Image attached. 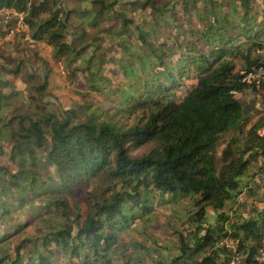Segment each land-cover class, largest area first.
Masks as SVG:
<instances>
[{
	"label": "trees",
	"instance_id": "trees-1",
	"mask_svg": "<svg viewBox=\"0 0 264 264\" xmlns=\"http://www.w3.org/2000/svg\"><path fill=\"white\" fill-rule=\"evenodd\" d=\"M3 9L22 13L31 42L84 88L60 105L43 99L46 73L39 83L26 73L27 107L13 105L23 59L2 57L0 264H264V109L246 128L236 96L264 101V83L236 79L264 64V0H0ZM158 208L176 215L175 254L142 241L123 250L122 234H145Z\"/></svg>",
	"mask_w": 264,
	"mask_h": 264
},
{
	"label": "rangeland",
	"instance_id": "rangeland-1",
	"mask_svg": "<svg viewBox=\"0 0 264 264\" xmlns=\"http://www.w3.org/2000/svg\"><path fill=\"white\" fill-rule=\"evenodd\" d=\"M180 12V10H179ZM3 10L0 11V63L4 61L2 57H21L23 59V66L21 68V77L22 81L17 78H13L17 87L24 89V96H20L13 99V105H20L21 107L26 108L27 103L25 102L28 87H26L25 76L26 73H36L35 82L39 83V76H43L45 73L48 77V93L44 96V100L55 102L60 105H69L79 99L77 94L78 90L84 88L81 84V78L77 75L75 80L71 79V67L65 68L63 64L59 61L55 62L51 58V48L45 43H35L31 42L30 38L26 37L24 32H15L13 34H3L2 32L6 30V26L3 25V19L6 16H9L6 19V22L13 19V15L10 13H3ZM11 15V16H10ZM5 21V20H4ZM196 23V21H195ZM47 62V65L44 63ZM49 63V64H48ZM106 75L111 77L113 81H118L120 79L117 70L112 65H106ZM20 77V76H19ZM32 80V79H30ZM23 82V83H22ZM196 80H188L187 83H195ZM32 92L33 90H29ZM28 91V92H29ZM236 96L241 100L242 104L255 103L257 111H249L248 121L246 128H248L252 123H254L257 118L261 115V112L264 109V101L259 95L246 91L244 93H238ZM262 110V111H261ZM259 112V113H257ZM242 130L240 129L237 134L240 135ZM236 131L231 129L230 131L224 133L221 136V144L217 147V154L220 155L221 149L225 144L233 137H235ZM141 152V151H139ZM138 152V153H139ZM136 153V152H133ZM260 164V159L257 158L251 162L250 173L256 171L257 166ZM86 194L82 193L80 196V206L84 210L86 208ZM175 210L179 211L178 208ZM155 221L151 228H148L141 233V228L143 225H138L136 229L126 231L122 234L121 246L125 251H130L131 242H144V246H159V244L164 246H169L172 254H175L174 244L177 242V236L173 232V227L176 225L174 220H176V215H173V212L170 210L165 211L160 208L156 210ZM161 247V246H160ZM140 252V251H139ZM165 252V249H164ZM237 264H240L237 263Z\"/></svg>",
	"mask_w": 264,
	"mask_h": 264
},
{
	"label": "built area",
	"instance_id": "built-area-1",
	"mask_svg": "<svg viewBox=\"0 0 264 264\" xmlns=\"http://www.w3.org/2000/svg\"><path fill=\"white\" fill-rule=\"evenodd\" d=\"M4 12L12 14L13 18L15 19L14 26L12 29L9 30L8 34H13L15 32L21 31V32H24L26 34V37H28V39H29L28 27L22 19L23 14L12 11L11 9H3V13ZM8 17L9 16H6V18L3 19L2 22L6 23V19H8ZM259 52L264 55V47L261 48L259 50ZM241 79H242V81H244L246 83H254L257 87H259L262 83H264V64L260 65L259 67L254 68L253 70H250L248 72H242L241 73ZM258 133L261 135L264 134V125L258 130ZM225 242L229 246L234 245L232 241L225 240ZM257 258L263 259V252L261 250H260V254ZM236 262H237V259L233 258V259H231L229 264H236Z\"/></svg>",
	"mask_w": 264,
	"mask_h": 264
},
{
	"label": "water",
	"instance_id": "water-1",
	"mask_svg": "<svg viewBox=\"0 0 264 264\" xmlns=\"http://www.w3.org/2000/svg\"><path fill=\"white\" fill-rule=\"evenodd\" d=\"M241 77V74H238L236 76V79H240ZM252 110V111H257V107L255 105V103H250V104H244L243 107H242V114H243V117L240 121H243L245 119L248 118V114H249V111Z\"/></svg>",
	"mask_w": 264,
	"mask_h": 264
}]
</instances>
